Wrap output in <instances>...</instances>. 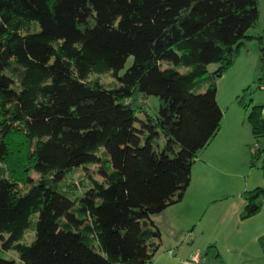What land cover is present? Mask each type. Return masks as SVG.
<instances>
[{"label": "trees", "instance_id": "trees-1", "mask_svg": "<svg viewBox=\"0 0 264 264\" xmlns=\"http://www.w3.org/2000/svg\"><path fill=\"white\" fill-rule=\"evenodd\" d=\"M260 16V0H0V264H156L153 217L222 129L218 80L251 39L264 72ZM95 165L102 180H75ZM242 196L249 218L264 186Z\"/></svg>", "mask_w": 264, "mask_h": 264}, {"label": "rangeland", "instance_id": "rangeland-1", "mask_svg": "<svg viewBox=\"0 0 264 264\" xmlns=\"http://www.w3.org/2000/svg\"><path fill=\"white\" fill-rule=\"evenodd\" d=\"M260 12V27L250 31L254 36L264 35V0H260ZM262 47V43L257 39L246 41L234 65L218 80V87L221 88L220 101L224 111L230 102V88L235 83L243 85L240 95L243 94L244 89L251 86L249 96L246 97L247 103H252V106L264 105V79L259 81L260 77L264 76L260 68ZM132 62L133 58L128 61L127 68ZM218 67V64H213L210 66V71L214 72ZM93 77H101L106 83L115 82V79L108 74ZM210 80V77H206L203 84L208 85ZM148 102L149 113L155 115L160 107L159 98L151 97ZM256 143L260 145L263 154L259 159L254 160L253 150H256L254 148ZM242 152H245V159L239 160L236 157L230 169L234 176L227 179L236 182V186L245 191L264 186V137L257 140L253 136L249 149ZM230 172L228 171L229 174ZM88 174H93L95 178L102 180L97 165L82 169L75 180L85 179ZM222 193L224 192L217 193V197ZM231 193H237V190L227 191V195H233ZM188 200H190L189 195ZM240 200L242 199L224 200V202L221 200L222 202H215L213 205L206 204L194 213L189 209L192 202L185 201V205L178 209V215L184 216L185 219L180 221L179 227L177 226L179 232L176 236L166 225H160L162 229L160 242L163 244L155 256L156 264H264V251L260 243V239L264 237V205L257 214L244 218L245 208L240 210L238 206ZM192 215L194 219L186 217ZM158 220L163 223L161 219ZM32 237L33 234H29L28 240L30 241ZM3 256L17 258V253L12 251L8 254L3 253ZM197 256L201 258L199 262L195 261Z\"/></svg>", "mask_w": 264, "mask_h": 264}, {"label": "crops", "instance_id": "crops-1", "mask_svg": "<svg viewBox=\"0 0 264 264\" xmlns=\"http://www.w3.org/2000/svg\"><path fill=\"white\" fill-rule=\"evenodd\" d=\"M240 84L235 83L230 88V102L226 106L227 109L222 121V129L211 144L200 153L192 169L190 187L186 191L182 201L153 217L154 222L160 229V225H166L174 236L179 232L177 228L180 221L185 219L184 216L178 215V209L185 205V201L192 202V206L189 207L191 213L199 211L206 204L213 205L215 202L221 200L224 202V200L231 201L240 198L242 199L238 202L240 210L246 206V201L242 196L245 189H240L239 186H236V182L227 179L234 176L231 174L230 169L236 161V157L239 160L245 159V152L242 151L249 149L252 137L254 136L252 134V126L247 120L246 111L238 104L237 98L243 87ZM220 91L221 88L218 89V101L224 109L220 101ZM233 189L237 190V193L227 195V191L231 190V192H234ZM220 192L224 193L220 197H217V193ZM188 195L190 200H188ZM186 217L188 219L195 218L193 215ZM158 219H161L163 223H160ZM162 244L163 242H161Z\"/></svg>", "mask_w": 264, "mask_h": 264}, {"label": "built area", "instance_id": "built-area-1", "mask_svg": "<svg viewBox=\"0 0 264 264\" xmlns=\"http://www.w3.org/2000/svg\"><path fill=\"white\" fill-rule=\"evenodd\" d=\"M257 144V143H256ZM255 149H258L259 148V144H257L255 147H254ZM190 235H192V234H190ZM200 256H197V258H196V262H199L200 261Z\"/></svg>", "mask_w": 264, "mask_h": 264}]
</instances>
